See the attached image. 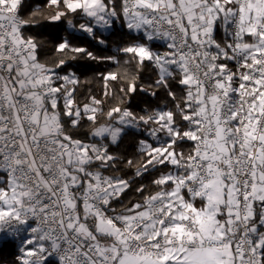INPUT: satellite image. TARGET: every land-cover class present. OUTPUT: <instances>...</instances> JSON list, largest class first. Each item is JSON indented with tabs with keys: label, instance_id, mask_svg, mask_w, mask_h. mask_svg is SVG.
I'll use <instances>...</instances> for the list:
<instances>
[{
	"label": "snow or ice",
	"instance_id": "6c2138e0",
	"mask_svg": "<svg viewBox=\"0 0 264 264\" xmlns=\"http://www.w3.org/2000/svg\"><path fill=\"white\" fill-rule=\"evenodd\" d=\"M23 3L0 0L16 264H264V0H47L27 18ZM41 20L124 38L107 56L64 38L44 59ZM84 59L115 66L99 92L69 63ZM141 93L158 103L136 110Z\"/></svg>",
	"mask_w": 264,
	"mask_h": 264
},
{
	"label": "trees",
	"instance_id": "16d2710c",
	"mask_svg": "<svg viewBox=\"0 0 264 264\" xmlns=\"http://www.w3.org/2000/svg\"><path fill=\"white\" fill-rule=\"evenodd\" d=\"M46 5L47 0H24L21 14L27 18L29 14L33 12L46 13L49 11ZM37 18H39V16ZM30 33L32 35L39 36L41 40L45 41V47L42 49V58L44 59L59 55L55 52V46L64 38L69 39L74 45L88 48L98 56L111 55L114 47L124 38L119 30L113 32L111 35L105 34L108 36V46L107 48H104L79 32L72 33V30L68 28L66 22L50 24L44 20H41L39 25L31 29ZM51 62L52 61L49 60V63ZM69 63L73 65L74 71L82 80H93V83L87 85V87L92 88L96 92H99L101 88V85L94 79L96 74L115 67L114 65L106 62L98 63L87 59L69 61ZM149 102L153 104L158 103V101H154L153 98L144 96V94L141 93L133 99L132 106L136 110H139V108L147 106ZM135 145L136 138L129 135L124 139L122 145L120 146V151H125L131 155L135 150ZM17 254V246L14 242L10 240L0 241V264H16L15 257Z\"/></svg>",
	"mask_w": 264,
	"mask_h": 264
},
{
	"label": "built area",
	"instance_id": "2783aa9c",
	"mask_svg": "<svg viewBox=\"0 0 264 264\" xmlns=\"http://www.w3.org/2000/svg\"><path fill=\"white\" fill-rule=\"evenodd\" d=\"M2 240H9V239L0 237V241H2Z\"/></svg>",
	"mask_w": 264,
	"mask_h": 264
}]
</instances>
